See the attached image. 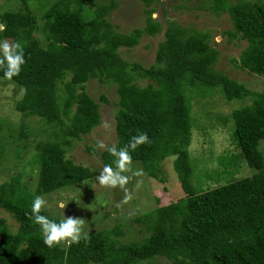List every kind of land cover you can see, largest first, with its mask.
Returning <instances> with one entry per match:
<instances>
[{
  "label": "trees",
  "instance_id": "16d2710c",
  "mask_svg": "<svg viewBox=\"0 0 264 264\" xmlns=\"http://www.w3.org/2000/svg\"><path fill=\"white\" fill-rule=\"evenodd\" d=\"M21 1L23 8L0 12V24L4 25L0 41L11 38L24 49L25 63L10 81L27 89L16 108L46 122L56 121L64 137L37 145L34 191L26 188L20 175L0 182V209L11 213L18 224L12 231L0 216V264H141L157 256L172 264H264V155L259 148L264 140V90L251 91L215 68L219 52L208 31L190 30L168 20L155 62L144 67L129 63L119 49L134 47L143 33L161 31V24L150 14L145 27L121 33L101 16L70 8L69 0L38 2L48 3L39 17L29 8L30 0ZM143 1L147 6L153 2ZM116 3L110 0L99 9L109 11ZM208 8L227 12L232 29L225 33L231 40L246 41L233 62L264 76V0H211ZM137 77L149 82L140 86ZM0 78H4L3 69ZM90 78L116 84L117 148L127 145L137 132H146L150 142L135 151L129 149L132 163H141L146 175L159 178L160 162L175 156L173 164L185 196L138 214L134 220L145 233L141 240L119 243L110 237L111 233L120 234L115 226L89 233V241L48 247L40 226L27 215L35 196L89 181L98 173L65 155L66 135L81 138L100 122L99 104L84 85ZM60 83L64 85L61 93ZM217 89L227 101H251L229 115L218 116L225 126L232 123L230 141L234 147L225 151V156L220 154L216 162L222 174H234V178L204 189L197 184L198 165L191 161L199 155L189 147L191 129L198 127L191 112L192 97L210 95ZM59 99L69 125L61 117ZM99 100L108 101L104 95ZM72 105L75 108L69 116ZM86 148L91 154L97 151L92 146ZM99 156L103 166L115 167V158L106 148ZM243 164L254 170L237 177ZM40 214L57 222L61 219L44 209Z\"/></svg>",
  "mask_w": 264,
  "mask_h": 264
},
{
  "label": "rangeland",
  "instance_id": "374dc122",
  "mask_svg": "<svg viewBox=\"0 0 264 264\" xmlns=\"http://www.w3.org/2000/svg\"><path fill=\"white\" fill-rule=\"evenodd\" d=\"M31 1V2H30ZM29 8L39 17L44 12L43 6L39 4L45 0H30ZM116 6L109 11H100L102 4H109L110 0H69L70 8L80 9L87 14H95L105 18L114 30L121 33H130L134 28H143L146 25L148 14L161 24V31L148 35L143 33L137 45L131 48H120L121 56L129 63H140L144 67L153 64L156 59L158 44L164 39V31L168 20H175L190 30L208 31L211 35V44L218 52V60L215 68L230 78L244 84L249 90L260 92L264 90V76L256 75L238 67L234 58H238L241 49L246 45L245 40L239 38L230 39L225 33L232 29L229 14L227 12H215L209 10L211 0H153L147 6L143 0H115ZM24 3L21 0H0V12L6 9H21ZM46 8V7H45ZM152 9L151 13L148 10ZM38 35H41L39 33ZM5 40L14 44L13 39ZM70 80V76H66ZM149 82L148 78L137 77V83L144 86ZM87 93L99 104L100 122L89 133L81 138H73L66 135L69 140L66 145V157L75 164L97 169V174L89 181L79 184L63 186L59 189L43 193L40 196L47 201L44 211L50 216L62 218L75 216L85 220L84 231L88 233L97 230H110L119 227L120 234L111 233L110 237L120 242L141 240L145 234L141 225L134 218L147 209L166 205L185 196L178 174L174 168L173 155L165 157L160 162V177L144 175L135 177L126 185L131 195V200L123 202L124 192L119 187L107 188L99 185L96 177L99 175L103 165L100 159L98 142L106 146L115 144L117 141L115 133V114L118 110V96L116 84L111 81H100L90 78L84 83ZM60 93L64 90L63 83L59 84ZM9 89L11 95H5L4 90ZM20 88L14 83L0 78V182L9 181L16 175L21 176V181L27 183L29 191H34L37 182L38 153L37 145L48 140H59L64 137L61 125L56 121L46 122L37 115H29L24 111L17 110L16 104ZM81 91V88H77ZM106 96L107 102H101L99 97ZM60 100V101H59ZM61 102V117L66 125H69ZM249 98L233 99L227 101L217 89L205 96L193 95L191 112L196 126L191 129L190 149L199 157H191L195 162L198 180L191 176V180L201 186L208 188L224 183L228 178H234V174H222L218 167L217 158L225 151L233 149L231 139V122L226 126L219 122L218 116L229 115L236 108L248 104ZM75 108L72 105L71 113ZM104 125H107L105 127ZM87 146L96 148V153H89ZM264 155V140L259 144ZM105 149V148H104ZM231 156L232 150H230ZM197 158V160H195ZM238 160L240 158L238 157ZM246 164V163H245ZM242 165L236 176L251 174L253 168ZM214 165V167H212ZM133 169H143L141 163H132ZM202 167V168H201ZM207 173V174H206ZM231 173V171H230ZM129 175V173H124ZM164 178V179H161ZM28 179V180H27ZM142 181L137 183V181ZM65 208H60V204ZM117 204L120 206L117 207ZM0 216L5 217L12 231L17 229V222L12 214L0 209ZM63 246L68 243L61 242ZM141 264H172L165 257H154Z\"/></svg>",
  "mask_w": 264,
  "mask_h": 264
},
{
  "label": "clouds",
  "instance_id": "9594fccd",
  "mask_svg": "<svg viewBox=\"0 0 264 264\" xmlns=\"http://www.w3.org/2000/svg\"><path fill=\"white\" fill-rule=\"evenodd\" d=\"M4 25L0 24V30ZM0 69L4 70V78L11 81L14 76L20 74L21 66L25 63L24 49L21 44H12L7 40L0 41ZM5 95H11L9 89L4 90ZM27 94V89L20 88L17 95V100H22ZM107 127V125H104ZM149 137L146 132H137L136 135L131 136L127 145L117 148L115 144L106 146L103 142H98V147L106 150L115 158L113 164H106L102 167L99 175L96 177L98 183L102 187L117 188L119 187L124 192L123 202L127 203L131 200V195L126 185L135 177H142L145 175L143 169L132 168V156L129 151H135L141 144L149 143ZM124 173H129L125 175ZM142 181H137L141 183ZM47 201L42 196H35L31 204V213L29 219L40 226L43 242L48 247H53L66 242L69 244H79L81 240L89 241L90 236L87 231H84L85 220L75 216L64 215L59 222L54 219H49L47 216L41 215ZM120 205L117 204V207ZM60 208H65L64 204L59 205Z\"/></svg>",
  "mask_w": 264,
  "mask_h": 264
}]
</instances>
